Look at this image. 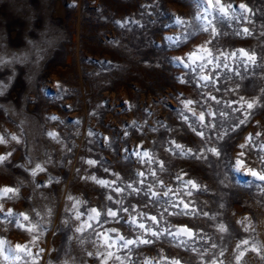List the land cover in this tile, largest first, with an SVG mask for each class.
<instances>
[{"label": "rangeland", "instance_id": "rangeland-1", "mask_svg": "<svg viewBox=\"0 0 264 264\" xmlns=\"http://www.w3.org/2000/svg\"><path fill=\"white\" fill-rule=\"evenodd\" d=\"M222 3L235 11L217 21L215 12L204 17L198 0H0V83L7 85L0 94V135L8 141L0 143V155L12 153L0 164V188L19 190L16 198L0 199V204L5 212L28 213L43 228L29 247L33 255L44 251L36 261L24 257L16 264H101L87 255L98 249L130 256L125 264L146 259L170 264L162 257L181 264H237L241 251L239 264H264V248L260 254L251 250L264 245V181L235 171L229 159L244 151L251 167H264L259 163L264 158V0ZM174 18L208 31L182 29ZM198 45L212 55L202 50L205 60L192 63L186 54ZM241 49L254 53L255 62ZM37 164L45 170L33 176ZM129 184L139 191L133 193ZM117 187L124 191L117 193ZM181 200L194 214L175 215L183 208ZM93 208L100 212V223L89 219ZM108 209L118 212L119 223L105 216ZM133 217L136 224L125 222ZM0 222V239L13 246L38 235L9 224L2 214ZM221 224L226 232L219 231ZM184 225L196 232L184 245L180 241L186 237L146 234L148 228L175 231ZM111 228L127 239L143 236L155 242L130 246L129 252L120 247L117 233L107 231L115 247H100L104 241L96 233ZM4 255L9 259L0 255V264H12L11 255Z\"/></svg>", "mask_w": 264, "mask_h": 264}, {"label": "snow or ice", "instance_id": "snow-or-ice-1", "mask_svg": "<svg viewBox=\"0 0 264 264\" xmlns=\"http://www.w3.org/2000/svg\"><path fill=\"white\" fill-rule=\"evenodd\" d=\"M198 6H202L203 7V15L205 18H207L208 16H213V12H215V16H213V19H216L217 21H222L225 19H229L230 18V11H235V9L233 8V6L231 4L228 5H224L222 3V0H198ZM240 8L242 9H246L248 11H251L250 9H247V5L245 4H241L239 5ZM175 23L180 26L182 29H188V28H192L195 31H208V27L204 26V27H196L193 25L192 22L186 21L182 18H174ZM194 20L199 21L200 20V16H196L194 17ZM208 24L211 25L212 21L209 20ZM212 32L216 35H219V33H216V29L213 26L212 28ZM244 33L245 34H251L249 32L248 29H244ZM183 34V33H182ZM192 33L189 32L188 35H191ZM237 34H241V33H237ZM166 39L172 41L175 40L176 43H180L181 40L179 37H167ZM207 43H212V41H208ZM202 50L203 52H206L208 56L212 55L211 50L207 49L206 46H197L193 51L189 52L186 54L187 60L191 61L192 63H195L197 60L203 61L205 60V56L202 54ZM240 52L243 53V55L245 57H247V59L249 61H252L253 63L255 62V54H249L247 52H245L243 49L240 50ZM221 55H224L223 53H220ZM232 55H235V53H233ZM178 62L183 63L184 62V58H178ZM208 63H211V60L207 61ZM0 63H3V61H0ZM188 66V65H185ZM226 66V65H225ZM201 67H204V65L202 64ZM201 79L203 80H209L210 81V77H201ZM7 85H3L2 83H0V94L3 93L4 89H6ZM213 100H215V97H212ZM193 101L189 100L187 101V104H192ZM217 103H219V101H217ZM254 106V102L252 103H248L247 107L249 109L253 108ZM187 107V105H186ZM189 111H192L191 109H189ZM193 115H195V113H193ZM221 115H223V113H221ZM51 119H58L57 117H51ZM185 119H187V117H185ZM199 120L201 122H203L205 120V115L203 112L200 113L199 115ZM241 123H243V121H240ZM207 126V125H205ZM195 130V129H193ZM50 135H54V134H50ZM197 135L203 136V133L201 132H197ZM252 139L251 136H249L247 138V141L250 142ZM11 140L17 141L18 142V138L15 135L11 136ZM7 139L5 138L4 135H0V143H7ZM173 143H175L173 141ZM247 147V143L246 144H242L240 145L241 149H244ZM176 148L177 149H181L182 150V146L179 144H176ZM209 151L215 155L216 157H221V151L217 150L216 148H211L209 149ZM192 150L188 149V153H191ZM11 152H8L4 155H0V164H3L5 161H7L8 157L11 156ZM187 154V153H185ZM139 155V153H138ZM145 156L148 155L147 152L144 153ZM195 155V154H194ZM225 157H227V153L224 154ZM245 157V152L241 151L239 153L236 154V156L234 158H229L233 161V165H234V170L238 171V172H246L248 174H250L252 177H254L255 179H258L260 181H264V167H261L259 170H257L256 168H253L250 166L249 161L244 159ZM195 158H201L199 156H196ZM89 164H94L95 161H88ZM259 163L261 165H264V158H261ZM161 168H163V163L161 162ZM45 169L37 164L36 167L32 170V175L35 176L37 174L38 171H44ZM139 175H143V173H139ZM153 175H155V173H153ZM93 179H95V177H93ZM97 183L105 185V186H110L108 185L107 181L104 180H98ZM140 183H143V181H140ZM163 182L161 181V184ZM188 185H191L192 188H195L197 190H201L200 186L192 180H188L186 182ZM128 188L132 189L133 193H137L139 190L132 188V185L129 184L127 186ZM114 191H116L117 193H120L122 191H124L123 189L117 187L116 189H114ZM149 191H151V189L149 188ZM172 189H168L167 192H165L163 195L164 196H168L169 192H171ZM18 188H13V187H8L5 186L3 188H0V199L6 198V199H14L16 198V196L18 195ZM158 194L155 192H152V196L156 197ZM187 195L191 196L192 193L189 191L187 193ZM69 199H72L71 197H69ZM109 200L112 199L111 196L108 197ZM79 203V202H77ZM180 204L183 205V208L181 209L180 212L175 213V215H192L194 214L193 211L190 209V205L189 203H184L183 200L180 201ZM171 207H178L179 205L172 203L170 205ZM131 207V205H130ZM185 209H189V211H184ZM128 208H124L121 207L119 209V211L122 212H128ZM134 210V209H133ZM167 208L165 209V212H167ZM91 212L94 213L95 215L90 216L89 219H94L97 221V223H100L99 217H100V212L97 211V209L93 208L91 209ZM0 214L3 215L4 219L7 220V222L9 224H13L15 227H17L18 229H23L26 232L29 233H38V235H33L31 241H29L28 243L25 244H15V246H13L10 242L5 241L3 239H0V255L4 256V260H8L9 259V255H4L5 251L11 255L12 257V264H16L17 261L21 260L24 257H29L31 258L32 261H36L39 257V252H43L44 249H39V252H37L35 255H33V253L31 252V248L29 247V244H32L33 246H35L36 242L39 240L40 236L43 235V228L40 224H33L31 222V217L29 216L28 213H14L12 211V209H8L6 212L4 211L3 205L0 204ZM48 214H51V210H49ZM169 215H173V213H168ZM37 216L40 215V213H36ZM146 216V214H144ZM163 213H161V218L163 217ZM203 215H207V213H203ZM106 217H112L113 220H115L117 223H119V217H118V212L117 211H113L112 209H108L105 213ZM148 219H150L154 224L159 225L160 221L157 220L156 216H150V217H146ZM77 219H79V215L77 216ZM25 221L28 222V225H25ZM244 221H247V218H244ZM244 221H241V223L243 224ZM106 222V221H105ZM126 223H130V224H136V218L133 217L130 221L126 219L125 221ZM2 223V222H0ZM140 229H145V225L143 223H140L137 225ZM248 226H251V222L248 221ZM89 228H92L93 225L89 224L88 225ZM85 229L84 228H77V232H83ZM247 230V229H246ZM107 231H111L113 233H117V239L119 241H122L123 243L120 245L121 248L127 249L129 252H131V247L133 245H138V244H151L154 243V240L151 239H146L143 238V236L137 237L135 240L133 239H127L125 236L120 235L119 231L117 228H111L110 230H106V232L104 234L101 233H96L98 238L103 239L104 243L100 246V247H104L106 249H111L113 247H115V242L113 241L112 243H110V241H112V237L108 236L106 233ZM219 231L221 233L226 232L227 228L221 224L219 225ZM146 234L150 235L151 237H155L156 239H160L162 236L164 235H169L172 236L174 239L179 240L181 237H186L185 240H181L180 243L181 245L187 244V241L192 239L195 235L196 232L193 231V229L189 228L187 225H184L182 227H178L176 228L175 231H173L171 228H163V229H159V230H153L152 228H148L146 229ZM83 242V241H82ZM243 244H248V241L245 240L242 242ZM6 245V248H5ZM213 248L216 247L215 244L212 245ZM241 245H237V249H240ZM264 248V245H260L259 247L253 245L252 247V251L257 252L258 254H260V249ZM195 250V249H194ZM223 251L220 252V255L223 256ZM88 256H93L95 255L97 259L100 260L101 264H108V262L110 260L116 261L118 262V264H125L126 260H130L131 257L130 256H125V257H121L119 255H116V253H114L111 250H106L105 252H100L99 249L97 250V252L94 254L93 252H88L87 253ZM244 255V252L241 251L239 252V254L236 257L237 260V264H239L240 260L242 259ZM163 260H169L170 264H181V261L178 258H169V257H162ZM63 264H68V261L65 260L63 262ZM145 264H153V262L151 260H145ZM211 264H217V261L213 260L211 262ZM219 264H223V261H219Z\"/></svg>", "mask_w": 264, "mask_h": 264}]
</instances>
